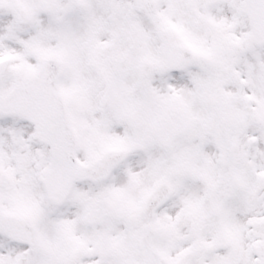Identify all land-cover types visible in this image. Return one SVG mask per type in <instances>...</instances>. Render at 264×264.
Returning a JSON list of instances; mask_svg holds the SVG:
<instances>
[{
	"label": "snow or ice",
	"instance_id": "obj_1",
	"mask_svg": "<svg viewBox=\"0 0 264 264\" xmlns=\"http://www.w3.org/2000/svg\"><path fill=\"white\" fill-rule=\"evenodd\" d=\"M0 264H264V0H0Z\"/></svg>",
	"mask_w": 264,
	"mask_h": 264
}]
</instances>
